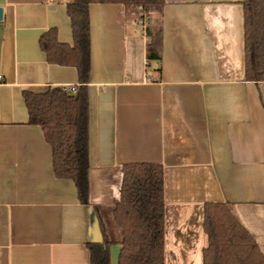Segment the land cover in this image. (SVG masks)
I'll list each match as a JSON object with an SVG mask.
<instances>
[{
	"label": "crops",
	"instance_id": "1",
	"mask_svg": "<svg viewBox=\"0 0 264 264\" xmlns=\"http://www.w3.org/2000/svg\"><path fill=\"white\" fill-rule=\"evenodd\" d=\"M70 1L0 0V264H90L94 242L111 243L116 264L113 210L122 166L136 162L163 169V264H203L206 203L224 204L264 256V82L245 79V0H163L147 14L91 4L86 204L54 176L23 99L76 93L75 67L39 46L49 29L72 44ZM147 27L160 34L156 60Z\"/></svg>",
	"mask_w": 264,
	"mask_h": 264
},
{
	"label": "trees",
	"instance_id": "2",
	"mask_svg": "<svg viewBox=\"0 0 264 264\" xmlns=\"http://www.w3.org/2000/svg\"><path fill=\"white\" fill-rule=\"evenodd\" d=\"M93 2L121 3L144 12L160 10L163 0H72L66 13L72 44L59 43L54 29L39 38L48 63L73 66L79 86L74 95L61 87L43 92H23L28 122L39 125L52 149L54 176L74 182L82 204L88 202V93L91 68L90 6ZM244 74L247 81L264 82V0H245ZM151 42L147 58L158 59L159 31L146 28ZM122 231L116 264H163L164 200L160 164L128 163L122 166L120 200L113 210ZM204 231L207 245L203 264H264L250 234L234 219L224 204L206 203ZM109 242L87 244L90 264H111Z\"/></svg>",
	"mask_w": 264,
	"mask_h": 264
},
{
	"label": "built area",
	"instance_id": "3",
	"mask_svg": "<svg viewBox=\"0 0 264 264\" xmlns=\"http://www.w3.org/2000/svg\"><path fill=\"white\" fill-rule=\"evenodd\" d=\"M67 93H72L75 91V86H68L66 88H63Z\"/></svg>",
	"mask_w": 264,
	"mask_h": 264
},
{
	"label": "rangeland",
	"instance_id": "4",
	"mask_svg": "<svg viewBox=\"0 0 264 264\" xmlns=\"http://www.w3.org/2000/svg\"><path fill=\"white\" fill-rule=\"evenodd\" d=\"M147 13H148V12H147ZM147 13H146V14H147ZM153 22H155V23L158 24V22H159V16H158V13H155L154 18H153ZM155 27H157V25H156Z\"/></svg>",
	"mask_w": 264,
	"mask_h": 264
},
{
	"label": "water",
	"instance_id": "5",
	"mask_svg": "<svg viewBox=\"0 0 264 264\" xmlns=\"http://www.w3.org/2000/svg\"><path fill=\"white\" fill-rule=\"evenodd\" d=\"M2 17H3V10H2V8L0 7V21L2 20Z\"/></svg>",
	"mask_w": 264,
	"mask_h": 264
}]
</instances>
